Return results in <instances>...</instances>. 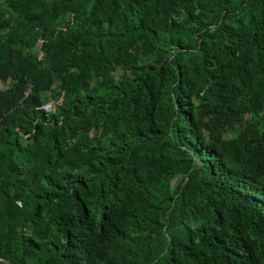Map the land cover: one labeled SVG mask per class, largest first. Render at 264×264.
Wrapping results in <instances>:
<instances>
[{"label":"trees","instance_id":"trees-1","mask_svg":"<svg viewBox=\"0 0 264 264\" xmlns=\"http://www.w3.org/2000/svg\"><path fill=\"white\" fill-rule=\"evenodd\" d=\"M0 264H264V0H0Z\"/></svg>","mask_w":264,"mask_h":264},{"label":"built area","instance_id":"built-area-1","mask_svg":"<svg viewBox=\"0 0 264 264\" xmlns=\"http://www.w3.org/2000/svg\"><path fill=\"white\" fill-rule=\"evenodd\" d=\"M43 108L47 111H51L53 109L52 104H47Z\"/></svg>","mask_w":264,"mask_h":264},{"label":"clouds","instance_id":"clouds-1","mask_svg":"<svg viewBox=\"0 0 264 264\" xmlns=\"http://www.w3.org/2000/svg\"><path fill=\"white\" fill-rule=\"evenodd\" d=\"M47 104H52V107H53V109H54V105H53L52 102H48V103H46L45 105H47ZM45 105H44V106H45ZM44 106H43V107H44ZM43 109H44V108H43ZM53 109H52V110H53ZM44 110H45V109H44ZM52 110H51V111H52ZM46 111H47V110H46Z\"/></svg>","mask_w":264,"mask_h":264},{"label":"rangeland","instance_id":"rangeland-1","mask_svg":"<svg viewBox=\"0 0 264 264\" xmlns=\"http://www.w3.org/2000/svg\"><path fill=\"white\" fill-rule=\"evenodd\" d=\"M53 103V102H52Z\"/></svg>","mask_w":264,"mask_h":264}]
</instances>
